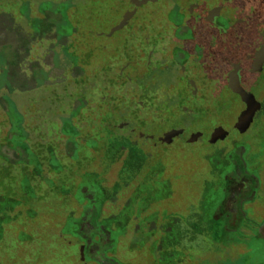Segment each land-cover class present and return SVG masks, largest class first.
<instances>
[{
    "label": "rangeland",
    "instance_id": "rangeland-1",
    "mask_svg": "<svg viewBox=\"0 0 264 264\" xmlns=\"http://www.w3.org/2000/svg\"><path fill=\"white\" fill-rule=\"evenodd\" d=\"M198 1L0 0V264H181L174 231L217 209L253 224L231 264H264V0L228 36ZM93 198L106 254L80 235ZM222 246L188 264H227Z\"/></svg>",
    "mask_w": 264,
    "mask_h": 264
},
{
    "label": "flooded vegetation",
    "instance_id": "flooded-vegetation-1",
    "mask_svg": "<svg viewBox=\"0 0 264 264\" xmlns=\"http://www.w3.org/2000/svg\"><path fill=\"white\" fill-rule=\"evenodd\" d=\"M254 1L258 2L261 0H254ZM252 2H253V0L252 1L251 0H232V1H229V3L224 1V0H221L219 2H217V0H214V1L213 0H201V1H198L196 3H193L194 9L191 11L190 15H192L196 19L204 20V21L208 22L209 24H212V26L219 31V33L217 32L218 34L221 33L222 35L228 36V35L236 34L237 31H240L239 30L240 26L236 27L235 24L237 25V23H233V20L236 19L235 16H237L239 8L240 9L247 8V7H249V5ZM231 15H232V17L234 16V18L232 20V24L229 25V24H227V22H228V20H230ZM258 16L255 18L256 21L258 20ZM227 18H229V19H227ZM262 21H263V18L259 17L258 22L261 23ZM205 34L206 33H201L202 36H205ZM194 40L195 41L198 40L197 36L194 37ZM215 43H216V41H215V39H213V42H212L213 47H217L216 46L217 44H215ZM194 51H195L194 57L196 59L198 58V60H200V56H199L200 53L198 52V50H194ZM190 56L192 57V54H190ZM195 58L193 61H196ZM173 63L175 64V66L182 67V61H180V59L175 60ZM243 67L244 66H242V68ZM151 139L153 140V138H151ZM121 140H123L122 141V143H124L123 146H129V147L131 146L132 147L130 152L132 153L133 156L136 155L135 153L139 152V151L138 152L135 151L136 149H139V145H136V143L132 144L131 142H129V139H126V138H122ZM238 150H239V146H238ZM243 151H244V148L240 147V152L237 151L238 157L243 153ZM140 152H142V151H140ZM2 159H3V156H2ZM2 159H0V162ZM238 162H239L238 160H233V159H230V161H229V163H231V165L233 167H235L238 164ZM244 178L239 179V177H238V181L237 180L236 181L241 182V180ZM4 197L5 196L0 193V207H2V203L5 202V201H3ZM97 200H98V198L91 199V205H89L90 208H88V210L85 214L86 217L91 215L93 213V211H95L93 209V207H95V209H96V206H97L96 203L99 204L96 219L94 221L95 226H96L95 228H97L96 233H95V235L92 234V236H90V237L88 235H85L84 233H82L80 235L83 236V238L85 239L87 250H90V248L92 246L96 245V247L100 246L101 248H104V250L106 251V252L104 251L105 252L104 254H106V253H108L110 246H111V242H112L111 235H112L114 229L112 228L110 222L107 219H105L103 216L104 200H101L100 202H98ZM237 200H239V204L238 205L236 204V205L239 208H241V205L243 203L245 204V203L253 200V195L249 194V196H247V197L244 196L241 199L240 198L236 199V201ZM242 208L243 209H241V211H240V216H241L240 218L243 217V219H245V221L248 222L249 219H248L247 211H246L245 207H242ZM2 214H4V213L0 212V216H2ZM194 215H196V216H194ZM86 217L82 221L80 233L82 232L83 225L85 224L84 221L86 219H88ZM188 217H189L190 221L192 220L191 224L184 225L185 228L183 230L181 228H179L178 232L174 231L175 235L179 234V238H180L179 243H180L181 247L183 249L184 248L187 250L190 249L192 251V252L189 251L190 253H185L182 256L181 264H188L189 263L188 260H190V259H191V261L193 260L192 257H189V254H192L198 258H202L204 251L208 252L209 250H211L213 248L219 249V248H217V246L220 247L221 245H223L222 248L224 249V251L223 252H217V254H216V255H218L217 257H219V255L221 256L223 254H226L227 255V258H226L227 264H231L232 261L235 260L234 255H235L236 248H239L238 246H240L243 243V240L246 239V237L248 236V233L251 232V229L253 227L252 223H247L245 225L239 224L242 222V219L238 222V224H236V225L233 224V226H228V225L222 224L221 222H222L223 218L231 217L229 214H225L223 212V209L222 210L217 209L214 213H212L211 218L210 217L205 218L204 215H202V214L199 215L198 213L192 214ZM172 223H174V222L173 221L170 222L171 227L169 228V231H168L167 226H166L167 228L165 229L166 232L168 233V236H169V232L172 233V229L175 226V225L173 226ZM90 226H91V224H90ZM176 226H177V224H176ZM177 227H179V226H177ZM261 233H263V235ZM257 236L264 238V227H260V230L257 233ZM95 237H97V239ZM230 238H235V239L229 240ZM204 239H207V240H204ZM231 251H233V252H231ZM245 254L246 253L244 252V255ZM109 260L110 259L107 256H104L102 259L101 258L95 259L97 264H107ZM242 260L244 262V258H242Z\"/></svg>",
    "mask_w": 264,
    "mask_h": 264
}]
</instances>
